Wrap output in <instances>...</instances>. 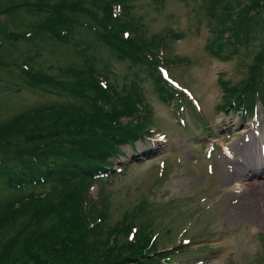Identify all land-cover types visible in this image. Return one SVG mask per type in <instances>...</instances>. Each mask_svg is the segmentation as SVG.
<instances>
[{"label":"trees","instance_id":"obj_1","mask_svg":"<svg viewBox=\"0 0 264 264\" xmlns=\"http://www.w3.org/2000/svg\"><path fill=\"white\" fill-rule=\"evenodd\" d=\"M240 1L207 0L217 17L214 33L244 36L247 42L256 27L264 26V0L233 6ZM20 7L26 8L27 14L15 12ZM8 11L13 12L11 25L0 19V38L7 42L12 38L16 45L23 37L30 42L34 38H28L31 31L38 29L49 45L79 46L84 41L76 35H86L92 42L86 47L93 48L95 55L106 48L118 61L141 70L162 97L167 93L156 63L163 45L181 35L168 28L165 35L144 36L141 18L133 15L129 0H0V14ZM18 13L16 17L29 28L23 37V32L10 29L18 27ZM15 45L7 54L21 47ZM212 51L228 58L221 50ZM94 57L85 53L84 62L60 67V74L67 78L54 77L49 84L38 85L45 91L54 89L68 101L66 105L26 112L0 124V152L15 154L10 155L12 166L0 159V180L10 190L24 193L0 202V232L7 224L21 225L4 243L5 232H1L0 264H23L24 250L29 255L27 264H163L171 259L174 250L160 251L151 240L149 222L136 221L140 212L129 214L128 222L119 221L113 228L104 224L109 216L107 185L130 166L125 164L122 172H117L112 159L123 155L121 145L148 136L151 120L138 112L142 104L140 72L136 81L118 87L95 67L98 58ZM253 62L255 75L240 85L224 84L222 108L235 106L252 113L256 95L264 106V41ZM24 72L32 82L49 78L38 70ZM99 74L106 78L105 86ZM123 117L129 118L123 121ZM95 184L100 188L93 195L90 189ZM39 187L42 192H36ZM43 225L48 229L40 231ZM32 226L39 228L38 234L31 232ZM133 227L138 229L129 239ZM36 243L40 249H35Z\"/></svg>","mask_w":264,"mask_h":264},{"label":"rangeland","instance_id":"obj_2","mask_svg":"<svg viewBox=\"0 0 264 264\" xmlns=\"http://www.w3.org/2000/svg\"><path fill=\"white\" fill-rule=\"evenodd\" d=\"M245 1L241 0L233 6H242ZM129 2L133 6V15L141 18L145 28L142 33L147 38L162 34L168 28L181 35L178 39L167 41L163 45L164 51L175 64L170 71L171 77L192 92L199 107H196V113L191 106H187L186 110L184 108V119L180 123L178 114L176 116L177 106L164 102L149 78L141 82L145 98L152 108L151 125L163 133L165 139H157L153 143L151 140L156 137L144 138L133 144L121 145L124 153L112 159L114 165L130 166L107 185L110 198L105 226L113 228L119 221L126 223L129 214L140 212L136 221L139 224L148 221L151 233L159 234L155 240L158 249L182 246L181 237L190 240L187 245L189 250L187 247L174 250L170 254L171 259L163 264H186L197 259L200 264H264V198L256 200L254 210L247 212L242 208L245 204L254 205L247 197L248 190L257 193L256 197L264 196V193H258L260 189L264 190L259 166L247 167L248 159L256 157L261 162L258 144L262 143V132L261 129L258 133L253 132L250 117H244L236 110L220 108L225 100L224 84L240 85L251 77L253 58L264 41V26L256 27L251 33L252 39L248 43L240 42L238 47H234L235 40L232 38L229 43L228 32L220 34V45L224 44L222 53L228 58L219 59L214 57L208 46L217 42L214 33L217 17L210 11L207 0ZM24 9L20 7L15 12L22 10L26 13ZM12 18V11L0 14V19L9 25ZM16 21L18 27L14 25L10 29L23 32L22 37L25 36L24 32L29 29L27 24L19 17ZM38 33V29L31 31L28 38H34L30 42L23 37L16 45V40L12 38L8 42L0 38V124L26 112L66 105L68 101L57 95L54 89L49 87L45 91L38 85L49 84L54 77L67 78L60 74V67L79 60L84 62L85 53L98 58L95 67L108 75L118 87L135 79L140 72L137 68L128 67L126 62L118 61L104 47L95 55L93 48L86 47L91 42L86 35H76L78 40L84 41L82 45L58 43L54 47L43 41L42 33ZM19 43L20 48L7 54L10 47ZM179 58H187L189 62ZM24 64L30 66L28 71L38 70L49 74V78L32 82L24 72L27 71ZM257 107V121L260 119L262 126L264 111L260 105ZM128 118L123 117L122 120ZM251 137L254 142L249 139ZM211 142L215 143L216 151L208 159L205 152ZM222 145L230 150L227 156L221 153ZM10 155L15 154L3 150L0 159L12 166ZM162 158L166 162L163 176L157 165ZM208 162L213 165L212 172L207 169ZM237 185L241 186V192L244 191L242 194L233 192ZM42 191L43 188L36 189V192ZM23 194L22 191L10 190L0 180V202L20 198ZM19 225L10 227L7 224L1 228V232H5L3 243L16 233ZM42 228H33L31 232L33 230L32 233L38 234V229H48L46 225ZM33 239L36 241V238ZM36 248L40 249L37 243ZM22 255L20 261L27 264V250L22 251Z\"/></svg>","mask_w":264,"mask_h":264},{"label":"bare ground","instance_id":"obj_3","mask_svg":"<svg viewBox=\"0 0 264 264\" xmlns=\"http://www.w3.org/2000/svg\"><path fill=\"white\" fill-rule=\"evenodd\" d=\"M257 163V162H256ZM250 167L251 168H255V166L253 165V164H251L250 165ZM246 180V179H245ZM238 183V182H237ZM259 186V185H258ZM236 187H238V186H236ZM239 187H241V186H239ZM241 189V188H240ZM245 190V189H244ZM257 190V189H256ZM244 192V191H243ZM242 192V193H243ZM241 193V194H242ZM247 193H249V194H247V197L252 201V203L254 204V205H250V204H245L244 206H242V208L245 210V211H247L248 212V210H250V209H252V210H254V208H255V202H256V200H261V199H263L264 198V196H259V197H256L257 196V193H252V192H250L249 190H248V192ZM258 193H264V190H262V189H260V191L258 192ZM239 194V193H238ZM242 198V197H241ZM256 198V199H255ZM250 201V202H251ZM254 212V211H253ZM257 213V212H256ZM259 214V213H258ZM250 216V215H249ZM264 216V215H263ZM256 218V217H255ZM257 219V218H256Z\"/></svg>","mask_w":264,"mask_h":264}]
</instances>
